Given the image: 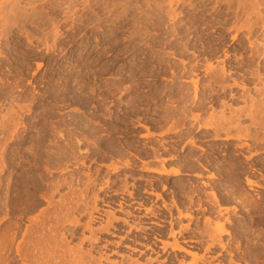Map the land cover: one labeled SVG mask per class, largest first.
Here are the masks:
<instances>
[{"label":"bare ground","instance_id":"6f19581e","mask_svg":"<svg viewBox=\"0 0 264 264\" xmlns=\"http://www.w3.org/2000/svg\"><path fill=\"white\" fill-rule=\"evenodd\" d=\"M130 1H134V0H130ZM153 1H156V0H145L146 3H149V4L151 3V8L147 6L150 8V11H149V10H146V8H141V9L137 8V6L139 5L138 3H140L138 2V0L134 1L136 2L135 5H133V3L131 4L133 6L131 5L129 6L126 1H125L126 3L124 2V0H119V1L117 0H0V14H1L0 15L1 16L0 17V48H1V43L3 42V39H5L8 41L7 45H13V43L14 44L21 43L22 45H29V47L31 46V48L37 47L38 52L40 51V47L46 48L47 51H45V54H48V51L52 50V48L55 49L56 47L57 49L56 43L59 42L62 38L66 37L65 33L61 29L62 28L61 21L63 19L60 20L59 16H57L58 14H55L58 12H61L64 14V20L62 21L63 24L66 23L69 19H71L70 20L72 23L71 25L73 26L77 23L78 24L80 23L87 27L90 26L91 29L93 30L98 29L104 32L106 31L105 30L106 27L109 26L110 24V19H112L111 17L116 15V13H117L116 16H119V17L124 16L126 15L127 12L131 10L135 12V15H138L137 30L139 34L144 35L142 36V39H145V40L147 39V36L149 37L150 35H152V34L149 35L150 31L148 28L157 27L156 26L157 23L154 24L153 22L154 20L153 18H155L153 16L157 17L161 13L162 15H165L166 17H168V20L171 23L170 26L172 25V28H169L167 32L168 33L167 36L168 35L170 36L169 40H167L168 37H163L165 41L167 40L166 42L162 41L164 43V44L162 43L164 45L163 48L158 47V45H156L154 40L150 44V47H149L148 42H145L146 46L144 44L145 47H143V49L144 48L149 49L151 54L150 55L147 54L149 52H143V53L141 52L143 61H141V70H142L141 76L142 77H140V80L142 81V83L138 84V91L139 89H141L144 92H146L145 90H151L152 88L156 87V84L151 83L153 79H158L160 76H163V78H165L164 76H166L167 73H170L172 75L171 79L168 78L170 79L171 83L169 85L166 84V86L164 87V90L162 89L163 91L161 92L163 93V95H165L168 98L169 101H171V103H169L168 101L169 103L168 105H170V108L169 109L165 108L167 110H165L166 112L163 111L165 112V114H163L164 117H162L163 120L168 122V124H166L168 128H166L165 125L163 126V124L161 125L160 128L158 127L160 125H157V127L161 130L163 127H165L166 130L164 129L165 130L164 132L162 130L163 133L177 134V137H178L176 139L170 138L168 140V141L175 142V143L173 142L174 144L172 143L170 147L163 145L164 142L167 143V140L165 139L166 141L160 140V141H163L161 148L155 147V150L153 149L154 147L151 148L154 150L155 156L153 157L155 158L153 159H155L154 162H156L155 166L158 163L159 167L157 166L154 168L153 167L154 165H153L151 168V165L149 167L148 162H147V163H144V165H142L143 166L142 168L141 167L140 168L141 170L145 172L155 173L158 175V177H153V176L145 177L146 175L145 176L140 175L141 177L139 176L140 182H144L150 185L148 186L149 188L144 187V194L142 195H139V193L135 194L132 191H130L129 189L130 186H128V182L126 178L124 179L125 182L122 183L121 187L118 190L113 189L110 186L112 185L111 181L106 180L104 184H101L99 182L102 186H100L99 184L100 186V187L98 186L99 188L95 187V188H98L97 191H95L94 189L92 190L93 191V194L91 197L92 199L90 202H88L87 201L88 191L91 190L90 188L95 186V184H98L97 183L98 180H96V178L93 179L94 175L87 174V177L89 178V180L86 182L85 185L82 183L85 187L80 183L81 187L83 186L84 189L82 188V191H80L79 189L81 187L80 188L77 187L79 188L78 190L80 192L78 191L77 193H74L75 191L74 192L72 191L73 186H76V185L78 186L79 181L82 182V179L84 178L83 177L81 178V180H79L78 178H80V176H78L77 174L76 175L78 177L71 176L70 179L63 177L64 179L61 178L62 180L60 179L59 181L57 179V180H54L53 182L52 181L46 182L44 178L43 179L41 178L40 173L39 175L35 173L31 174L30 172L31 170H28L29 168L27 169L26 167H22V172L20 171L21 172L20 174L18 175H15V173L14 175L12 174L13 175V176L11 175L12 177H8L10 179L9 181L7 180L8 181L6 182L7 184L5 183L7 185V186L5 185L6 188L4 187L6 189V193L4 192L5 197L3 196L5 199V203L2 202L4 203L2 204L4 208L8 209V207H10L8 206V201L11 199L13 201V204L15 205L13 207H14V210L16 211V214H18L17 215L18 217L23 216L25 214L28 215L29 214L28 212H32V211L35 212L34 210L37 211L38 209H40V206L43 205V202L41 203L40 201L41 205L36 206L37 205L36 201L38 202L39 200L46 201L49 208L41 210L39 216L30 219L31 226H27L25 231L23 230L24 233L20 230L21 224L19 225L18 222L11 223L5 229L3 236L1 237V241H0V264H16V263L18 264H144L139 259L133 258L131 255L130 256L125 255L127 259L125 258L124 255H121L123 259L125 258V260H127V261L124 260V262L122 258L120 260L122 262H117L114 260L112 261V259L108 257L109 255L106 256L107 254L105 253L103 254L106 257L100 254L98 257L95 255L94 253L96 251L95 249L99 248L98 245H99V242H101V238L99 237V235L103 233H107V235L109 234V236L116 235L117 233L116 230L117 228H119L118 224L116 226V223L123 222V225L124 223L126 225L128 224V226L130 227V230L134 229L137 231H143V232L146 231V227L140 226L139 224L135 223L134 225H130L126 219L127 217L134 215V214L132 215L133 211L132 212H130L131 210L123 211L122 207H120L121 212H125V214L127 215V217H125L126 219L122 217H118L117 212L115 210L110 209L109 211H105L106 214L103 212L106 215L105 224L94 228L93 225H95L97 221L99 222L100 220L99 218L100 216L98 217L97 215L102 214V213L100 214L101 211H100V207L98 206V202L100 203V201H102L103 204H105V206H112V204H114V200L106 201L104 200V198H101L100 197L101 192H104L105 197H109L110 199L113 198V196H118L122 199L124 195H129L131 199H133V201H136L134 200L136 196H138L139 198L141 196L143 199H145L146 194L154 196L157 202L156 204L157 207L155 208L150 207V209H147L145 213H146V216L152 217V219L154 220L153 222H155L154 224L158 227V230H157L158 232L156 231L157 234L155 235V240L161 242L162 244V246L160 247L161 251L168 252L167 250L171 249V251L174 252L173 253L174 255L172 256L173 258L170 257L169 260L176 261L178 264H250L249 260L242 252L241 243L238 242L237 244H233L231 243V241L225 242L223 239V236L225 235L231 236V232L229 229L226 228L227 227L226 224L227 223L230 224L232 222L231 217L228 216V214L230 213L232 209L236 210L239 207H243L244 210L248 211L247 213L248 215L257 214V213L261 214V210L257 209V206H258L257 203L251 198H248L245 195H242L243 193L241 194L239 192V188H238L239 186H238V181H237L238 179L236 177L238 175L237 171L240 169H243V166L239 167L243 165L242 164L243 159L242 161L241 160L237 161L238 158L243 157L246 159V161H251L252 159L251 155L250 156L246 155L247 150L257 148L260 145L264 144V40L259 41L260 38L259 39L254 38L255 32L257 30L261 31L262 34L264 31V0H260V1L258 0H215L214 1L215 6L211 5L212 7L209 6L212 0H164L166 2L165 5L168 4V8L165 10L160 8L163 3V2L161 3V0L160 2L158 1L159 5L161 3V6L159 8H158L159 5L155 4L156 2H154V4L152 3ZM122 2L125 4H123ZM145 2L143 3L145 4ZM224 2L229 3V5L227 6V9L223 10L221 6L223 4L221 3H224ZM43 3L49 6L48 8H51L53 12H55L54 13L55 15L52 14V12L47 13V11L45 10H44L45 12H43V10L40 9V8L43 9L46 7V6H43ZM40 5H42L43 7L42 6L40 7ZM235 5H236V9L233 10V7ZM187 7L189 8L186 10ZM209 8L210 9L212 8L213 11L215 9V11H218L219 13H226V15L224 17L217 19V17L215 18V15L212 16L211 13L209 14L207 13V9ZM137 9H140L139 12L136 11ZM158 9H160L159 10L160 13L157 15L159 11L157 13L155 12ZM190 10L193 11L192 17L195 16L196 14L197 15L199 14L200 16L196 17L195 19L192 18L190 20L191 23L189 25H187L186 22L185 24L178 23L177 19L183 16L184 14H187V13L189 14ZM229 12L233 13V15L230 16ZM88 14H91V17H92L91 21H88L90 19ZM62 15L60 14V16ZM132 16L133 18L136 17L134 15ZM207 16H209V18H207ZM128 18L130 20L132 17L130 18L129 16ZM232 19H235V20L232 21ZM169 21L168 22L165 21V22L168 24ZM46 22L48 25H51V29L50 28L49 29L53 34L52 41H54L53 42L54 44H52L51 46V44L49 45L48 42L44 41L42 42L44 46L42 45L39 46L41 44L42 39H40L41 41L38 39L39 40V41L37 40L38 44H35V42L33 41L34 40L33 37L35 36L30 37L33 34H29L31 32L27 31V27L29 28L32 26V24L37 23L39 26V27L37 26V28L41 30L40 29L41 25H44ZM114 22L115 24H117L116 28L121 27L122 30L124 31V28L126 25L124 23L125 21L123 22L124 24L121 21L119 22V20L114 21ZM145 23H149L151 26L149 27V24L147 26L145 25ZM71 25H68V28ZM208 26H213L215 29L211 31V33H213L215 36L214 40H209L212 35L209 36L208 34L210 32V29H208ZM44 29H48V28H44ZM72 29L74 30V28ZM77 29H79V27H77ZM166 29L164 26L163 31ZM17 31H18V35H17ZM47 31L49 30H46V32ZM113 32L115 31L113 30ZM118 33L119 32L117 31L115 34H118ZM229 33H232V35H230V39L232 41L231 43L232 44L236 43L235 46L231 45L233 46L232 50H229L226 48L224 49V46H223L226 42L227 34ZM50 34L51 33H48L47 35L50 36ZM164 34L166 35V33ZM17 36H22V37L24 36L27 42L24 41L26 43H23L21 41V38H18ZM45 40L48 41L47 39ZM97 41H98V38H97ZM160 41H157V42L159 43ZM168 44L170 45L172 52L170 50L166 51L168 47L166 48L165 45H168ZM96 47H98V45H96ZM94 51H97V56L98 58L100 57L101 59V55H103L102 52H99L98 48H95ZM104 51H106V48ZM1 52L2 51L0 50V55L2 54ZM232 55H234V58L230 60ZM38 68H40V65H38ZM191 86H192V89H191ZM117 89H121V85L117 86V83L115 82L108 88L111 95L114 94V96L116 94L114 92L115 90L117 91ZM129 89L130 88H122L124 92ZM119 92H122V91L120 90ZM253 93L259 95L260 98L259 97L257 98V96L256 97L253 96ZM11 95L9 94V97ZM153 96H154V92L152 94H149L148 98L152 99ZM157 96H158L157 98H159V95ZM9 97L4 96L3 98H5V101H6V98H9ZM100 97L102 98V96ZM145 97L147 98L146 94L145 96L142 95L141 98H145ZM160 97H162V95ZM104 98H107V96H105ZM9 100L11 99L9 98L8 101ZM12 100L10 101L12 104L11 103L10 104L11 105L16 104L15 103L16 101L13 102ZM160 101H161V98H160ZM141 104L142 103H140V106ZM19 105H20V102H19ZM4 106H5V102H4ZM147 110H150V109H147ZM17 111H15L16 113L14 115L9 116L10 118L8 117V119L7 118L4 119L5 122H2V124H0V134L2 136H6V135L9 136L11 134V138H12L15 135H18V129L23 127V125H21L22 123H20V121L22 120L18 121L20 114L18 115ZM120 111L122 110H119V112ZM156 114L158 115L159 113H156ZM16 115H18V119ZM121 116H123V114ZM115 117H117V115ZM159 119L160 118L158 117V120ZM116 120L117 119H115V121ZM62 122H63V126L67 124V123L64 124V120ZM62 122L60 124H62ZM75 122L76 121H74V123ZM74 123L71 125H74ZM77 123H79V121ZM169 123H171L170 126H169ZM79 124H77L76 127ZM51 125L52 124L50 123V126ZM79 126H82V125L80 124ZM85 126H87V124ZM148 127H145L148 133L145 136L142 135L143 137H149L150 135H152V131L150 132ZM41 129L42 128H40V131H44L43 130L44 128L42 130ZM92 129L90 130L92 131ZM50 130H52L53 132L52 128ZM67 130L70 131L69 128ZM73 130L74 132H76L80 129L78 130L76 129V131L75 129ZM93 130H95V128ZM81 131L82 133H84L82 129ZM26 132H28V130ZM57 132H53L50 135L54 134L56 137L60 139V137L63 136L62 135L63 132L62 133L60 132L57 133ZM68 132L67 134L66 132L63 134H66V136L68 137L67 138L68 142H69L70 134H68ZM199 132H202V135H199L198 134ZM35 133H38V132H35ZM85 134H87V132ZM77 136H80V135H76L75 137ZM19 137L21 138V135ZM83 137L80 138V141ZM210 137L213 138L214 142L216 143H214L213 145H210L209 147L206 146L208 147V149H205V147L201 146L200 145L201 143L198 145L196 141L197 139L204 140ZM42 138H45V137H42ZM29 139L30 138L27 137L23 141L24 144L25 142L30 141ZM33 139L31 142H33ZM56 140H54L55 143H56ZM72 140H74V138ZM72 140H70V142ZM203 140L201 142H203ZM39 141L41 140L39 139ZM39 141L37 140L36 143H38ZM50 141L52 142V144H55L53 143L52 140ZM64 141L63 143L67 144V142L66 141L64 142ZM88 141L89 139L87 140V142ZM95 141L97 140H94V142ZM219 141L222 143L219 144L218 143ZM231 141H237V142L231 143ZM72 142L76 143L74 141ZM84 143L85 142H83V144ZM98 143H101V142H98ZM110 143H112V141H110ZM24 144H23V148L25 146ZM3 145L4 147L2 148ZM3 145L2 146L0 145L1 151H2L1 153L2 162H3L2 167L6 166V163L3 158L4 157L6 158L7 155H10L9 154L10 148L8 149L7 146H5V143ZM72 145L71 146L67 145V146H70L73 149V153H71L72 152L71 151L70 155H72V157L73 155L75 156L73 157L74 158L73 161H74L78 159L76 155L80 153L77 151V149L79 148L77 146H76L77 148L74 147L75 144L74 146ZM178 145L182 146V149L180 148L181 149L180 151L182 152L185 151V148L187 145L189 146L188 151L186 150L187 151L186 154L183 157L180 156L181 158L179 157L176 158L177 155L171 154L172 148H174L175 150V148ZM36 146L37 144L35 145V147ZM109 146H111L112 148L113 145H108V147ZM18 147H20V145ZM128 147H131V146H128ZM231 147L234 149L231 156L233 155V158L234 157L235 158L232 159V161H228V162L224 160H221L220 162H218L217 160L219 159L220 156L227 157V154L229 153V150ZM74 148L76 149L75 151H74ZM26 149H28V147ZM68 149H66V151ZM129 149L127 150L129 151ZM263 149L261 150L264 151ZM22 151H25V150L22 149ZM28 151L29 150H27V152ZM76 151H77V154H76ZM111 151H113L115 155L117 153L124 154V149H121L119 147L116 148V146L115 148H112ZM199 151L202 153H198ZM258 151H255V154ZM36 152L37 150L35 149V153ZM58 152L55 153V155L56 154L60 155V153L58 154ZM140 152H141V149H140ZM164 152L170 153V157L165 156L163 154ZM10 153L12 152L10 151ZM32 153H34V151ZM46 153L44 151L43 154H46ZM197 153L202 154V155H198ZM131 154L132 153L130 152V155ZM35 155L36 154H34V156ZM46 155H48V153ZM137 155H139V153ZM10 156L11 157L9 159L12 161L11 163H13L15 166L20 165L21 167V165H23V164H20V162L19 164L18 163L16 164L15 160L18 161L19 159L14 160V158L12 157L14 155H10ZM48 156L46 157L48 158ZM125 156L126 155L124 154V158ZM72 157H69V158H72ZM86 157L87 156H85L83 159H85ZM17 158L19 157L17 156ZM64 158H65V155H64ZM114 158L116 160L117 156H115ZM121 158L123 157L121 156ZM130 159H133V158H130ZM119 160L117 158V162H115V164L114 162H112L113 165H111L110 168L108 166V168L112 170V171L110 170L111 172L113 171L118 172L119 169L121 168L120 166L121 163L124 164L126 169H129V168L132 169L133 166L136 165L133 163L135 160H133L132 162L134 165L132 164L133 166H131L130 161L126 159L127 161L125 160L126 161L125 163L122 162V160L120 161L121 163L118 164L120 166L119 167L116 164L119 162ZM178 160L180 161L176 162ZM261 161H264V158H262ZM151 162L153 163V161ZM170 162L173 163V165L175 164L178 166H173L171 164L173 166L171 167L169 164ZM81 163H82L81 165L85 166V163L83 160ZM77 164H78V161H77ZM245 164L247 163L245 162ZM248 164H249L248 166L249 168L246 169L245 167L246 174L245 173L243 174V175H246L245 181H244L245 184L250 188V190H253L256 187H261V188L264 187V185L262 186L259 183V181L258 182L254 181L253 178L251 179V176L249 177V175H247L248 172L250 174L253 170L254 172L257 171V169L252 168V163L251 164L248 163ZM67 170L69 171L68 167L64 169V171H67ZM212 170L213 171L218 170L217 173L219 175L218 176L219 178L216 175L217 173L211 172ZM204 172H211L210 175L208 173L209 176L207 174L205 175H207L209 179L211 178V179H216V180L217 178L220 179V176L225 177L224 175H227L228 179L230 180L228 181L229 185L223 188L217 186V189L213 188L211 193H207L203 191L201 187H198L199 185L197 184L199 183L198 182L195 183L196 180L195 182L189 181V180L180 182L178 179H175L173 181L171 180V178L173 179L175 177L182 178L183 176L184 177L191 176V177L200 179L203 177ZM241 174L239 176H241ZM48 177L49 176H47L46 179ZM241 177H244V176H241ZM112 182L115 183L114 181ZM0 185H3L1 183V180H0ZM203 185L205 186L206 184L203 183ZM132 186L135 187V184H132ZM64 187H67L70 189V192H69L70 194L69 195L67 194L68 196L66 195L64 197L62 196L63 198L61 197L62 198L61 202L58 200L57 202L59 204L55 202L57 203V205H55V203L53 202L54 196L56 198L55 194L59 193L60 189ZM170 197L171 199L169 200ZM138 200H141V198ZM225 203L227 204L233 203L234 205L230 208L228 206H225L224 205ZM0 204H1V200H0ZM80 205L84 206L82 210H81ZM123 205H124V202L119 201L118 206H123ZM137 205L145 206L142 204V200H141V203H137ZM151 206H154V205H151ZM50 209L52 210L50 211ZM103 210H106V209H103ZM26 215L25 217H23L24 219L26 218ZM81 217H84V218L86 217L85 219H87V221L85 223H82ZM202 219L204 220V224H203L204 226H201L202 230H199L201 227L199 226L200 228H198V224L200 223ZM48 221L51 222V224ZM184 221H187V223H184ZM164 223H168L169 226L167 227ZM20 231L23 233V235H21L22 240L19 241L18 239V242H17L16 239H17V236L20 234ZM165 231H168V232L166 233ZM85 232H89V236H85ZM193 233H196L197 235H199L201 239L194 237L192 235ZM79 235H82V237H79ZM165 235L168 238H173V242H169V240L166 241L165 239H163ZM75 239H79L80 241L77 248L75 247L76 250L72 249L69 246L70 241L75 240ZM114 242H116V240ZM114 242L112 243L113 245L116 244L118 247H120L121 245H123L124 241L120 238L119 242L117 243H114ZM87 243L89 244L90 248L88 247L89 249H87V251L85 250L86 252H84L83 246ZM137 243L138 242H136V244ZM138 244H140V242ZM126 246L127 244L125 245V247ZM143 247L150 249V247H148L147 244L145 246L143 244ZM108 248L112 249V247H108ZM102 249L104 250V248ZM98 250H101V249L99 248ZM132 250L133 252L137 251L136 248H133ZM12 251L14 252V254L8 255V258L6 257L7 255H4V253H9V252L13 253ZM155 251L158 252L159 250H155ZM249 251L251 253L249 257L253 255L252 257L255 258L256 256H254V253L256 249H250ZM96 252L98 253V251ZM200 252H203V253L201 254ZM189 258L190 260L187 261V259ZM154 261L155 260L153 258L152 259L149 258L147 259V262H145V264H154L153 263Z\"/></svg>","mask_w":264,"mask_h":264},{"label":"rangeland","instance_id":"374dc122","mask_svg":"<svg viewBox=\"0 0 264 264\" xmlns=\"http://www.w3.org/2000/svg\"><path fill=\"white\" fill-rule=\"evenodd\" d=\"M117 1H119V0H117ZM125 1L128 3L129 6L132 3H133V5L136 4V2H134L135 0L134 1L124 0V2ZM158 1L160 2V0H156V1H153L152 3L154 4V2H156L155 4H158L159 3ZM214 1L215 0H212L211 4H209L210 7H212L215 4ZM258 1H260V0H258ZM129 2H131V3H129ZM138 2H140L138 4L139 5L141 4L140 5L141 7L138 5L137 8H140V9L146 8V10L150 11L151 3L150 4L146 3L145 0H138ZM143 2H145V4ZM125 3H123V4H125ZM161 3H162V6H161ZM161 3H160V5L158 4L159 5L158 8L160 6H161L160 8L164 9V10L168 8V4L165 5L166 2L164 0H161ZM224 3H221V4H223V5H221L223 10L227 9V6L229 5V3H227V2L225 4ZM36 5H38V4H36ZM133 5H131V6H133ZM41 6L42 5H40V7ZM43 6H46V7L43 9L39 7L41 10H43V12L47 11V13H51V12H52V14L55 13V12H53V10L51 8H48L49 6L45 5L44 3H43ZM147 6H149L150 8ZM188 8L189 7H187L186 10ZM140 9H137L136 11L139 12ZM234 9H236V5L233 7V10ZM159 10L160 9H158L155 13H157ZM159 13H160V11L157 13V15ZM192 13H193V11L190 10L189 14L191 16L188 13L184 14L183 16H181L177 19L178 20L177 22L182 23V24H185V22H186V24L189 25L191 23L190 20L192 18L195 19L196 17L200 16L199 14L198 15L196 14L195 16L192 17ZM207 13L208 14L211 13L212 16L215 15V18L217 17V19L224 17L226 15V13H219L218 11H215V9L213 11L212 8L207 9ZM55 14H58L57 16H59L60 20L61 19L64 20V14L63 13L58 12ZM60 14L61 15L63 14V15L60 16ZM131 14L136 16V17L133 18V16ZM116 15H117V13H116ZM116 15H114L115 17L114 16L111 17L113 20L110 19V24H109V26L106 27V29H105L106 31H104V32H102L98 29L97 30L94 29V30H96V31H94L93 29H91L90 26L87 27V26H84L80 23L79 24L77 23L73 26V25H71L72 24L70 21L71 19H69L67 21L68 23L67 22L64 23L65 24L64 25L62 23V21H63L62 20L61 21V27H62L61 29L65 33L67 38L66 37L62 38L59 42H57L56 43L57 49H56V47H55V49L52 48V50L48 51V54H45V51H47L46 48L40 47V51L38 52L37 47L31 48V46L29 47V45H22L21 43H18V44L13 43V45H7L8 41L3 39V42L1 43V48H0V50L2 51L1 52L2 54L0 55V105L1 104L3 105V106L1 105L3 108L0 106V122H1L0 124H2V122H5L4 119H6V118L8 119L9 116L14 115L16 113L15 111L18 110L17 114L18 115L20 114L19 119H18V115H16V117H17L18 121L22 120V121H20V123H22L21 125H23V127L18 129V135L19 136L21 135L22 139L18 135H15L14 137L11 138V134L9 136L8 135L2 136L0 134V145L2 146L5 143V146H7L8 149L10 148L9 154L14 155V156H12L14 158V160L19 159L18 161L15 160V163L19 164V162H20V164H23V165H21V167H20V165L15 166L13 163H11L12 161L9 159L11 156L7 155L6 158L3 156L4 157L3 159L6 163V166L2 167L3 166L2 157H1L2 151H1V146H0V164H1L0 165L1 166L0 167V169H1L0 180H1V183L3 184V185H0V188H1L0 189V200H1V204H0V241H1V237L3 236L5 229L11 223L18 222L19 225L21 224L20 230L24 233L26 227L31 226L30 219L39 216L41 210L49 208L46 201L39 200L38 201L39 203L36 201V204H37L36 206L41 205L42 202H43V205L40 206V209H38L39 207L37 208L39 211L34 210L35 212L32 211V212H28L29 213L28 215L25 214L26 218L24 219L23 217H25V215L19 216V217L17 216L18 214H16V211L14 210L13 206H15V205L13 204L12 199L9 200L10 202L8 201V206H10V207H8V209H6V208H4V206H2V204L5 203L4 192L6 193V189H5L7 186L6 182H8L10 179L8 177H12L14 175V173H15V175L20 174L22 172V167H26L27 169L29 168L28 170H31L30 171L31 174L35 173V174L39 175V173H40L41 178L42 179L44 178L46 182H51V181L53 182L54 180H57V179L59 181L63 177L70 179L71 176H77V175L80 176V178H78L79 180H81V178L84 177L85 179L83 178L82 182L79 181L78 186L76 184H74V185H76V186H73V188H72V191L73 192L75 191L74 193H77L79 190L82 191V188L84 189V187H85L84 185L89 180V178L87 177V174L94 175L95 177L93 176V179L96 178V180H98L97 181L98 184H95V186L90 188L91 190L88 191V194H87V196H88L87 201L88 202H90L92 199L91 198L92 194H93L92 190L94 189L95 191H97V189L100 186H102L101 184H104L106 180L111 181L112 185H110V186L113 189L118 190L121 187L122 183L125 182L124 181L125 178H127L126 179L127 182L130 183V182H134L133 178L136 179L138 176L137 174H135L132 177H125V176L123 177L121 175V173L137 172L139 174H143V175H146L148 177H150V176L158 177V175L155 173H148V172L142 173V172L136 171V168H140V167L142 168L143 167L142 165H144V163H139V161L134 156L138 154L137 151L135 150L138 148V144H139V142H137V140H146V141L152 140V141H154V142H152L154 147H156V148L160 147L161 148V145L163 144V141L165 139L167 140L168 144L166 142H164L163 145L170 147V145H172V143L174 141H168V140L170 138L171 139L178 138L177 134L163 133L166 130L165 127L168 128V126H166V124H168V122L163 120L162 117H164L163 114H165V112H166L165 110L170 108V105H168V104L171 103V101H169L168 98L165 95H163V93H161V92L164 90V87L166 86V84L169 85L171 83L170 79L172 78V75L170 73H167L166 76H164L166 79L163 78V76H160L158 79H153L151 83L156 84V87L152 88L151 90H145L147 93L142 91L141 89H139V91H138V84L142 83V81L140 80V77H142L141 76L142 75L141 61H143L142 53L143 52H149L147 54H149V55L151 54L149 49H145V48L143 49V47L146 46L145 42H148L149 47H150V44L154 40L156 45H158V47L163 48V46H164L163 42H166L167 40H169L170 36L169 35L167 36V34H168L167 32H168L169 28H172V25L170 26L171 23L168 20V17H166L165 15H162L161 13L158 15V16L161 15L160 16L161 18L158 16H157L158 18L156 16H153V17H155L153 19L154 20L156 19L155 21L153 20V22H154V24L157 23V25H156L157 27L151 28L150 27L151 25L149 23H145V25H147V26L149 24L150 28H148V29L151 32V33L149 32V35L150 34L153 35V36L150 35L149 37L146 35L147 39L145 40V39H142V36H144V35L138 33V30H137V28H138V23H137L138 15H135V12L130 10L129 12L126 13V15H124L125 18H124V16H120L121 17L120 18L119 16H116ZM229 15L231 16V15H233V13H230ZM69 16H70V14H69ZM88 16L90 18V19L88 18L89 19L88 21H91V18H92L91 14H88ZM129 16H130V18L132 17L130 20L128 18ZM163 16H165V17H163ZM209 16H207V18H209ZM116 17L117 18L119 17V18L117 19ZM122 17H123V19H122ZM164 18H165V20H164ZM118 20H119V22L121 21L122 23L125 21L124 23L127 26L125 25L124 31L122 30L121 27L116 28L117 24H115L114 21H118ZM158 20H160V21L163 20L164 22L163 21L160 22ZM179 20H180V22H179ZM233 20H235V19H232V21ZM165 21H167V22L169 21V23L167 24ZM46 24H47V22L44 24L45 26L41 25V27H43V28L40 27L41 30H39V28H37V26H38L37 23L32 24V26L29 28L27 27V31L31 32V33H29V32L28 33L33 34L30 37L35 36V37H33L34 38L33 41L35 42V44H38L37 43L38 39L39 40L42 39V41L40 40L41 44L39 46H41V45L44 46L42 44V42H44V41L48 42L49 45L51 44V46H52V44H54L53 43L54 41H52L53 40L52 39L53 34L50 31L51 25L47 24L48 25L47 26ZM67 24L71 25L72 27L70 26L71 28L70 27L68 28ZM239 24H240V22H239ZM164 26H165V29L166 28H168V29L163 31ZM77 27H79V29H77ZM44 28H48V29H44ZM67 28H68V30H67ZM72 28H74V30ZM109 28H110V30H109ZM69 29H70V31H69ZM208 29H210V32L208 33L209 36L212 35L209 40H214L215 36L213 33H211L212 30H215L214 27L208 26ZM46 30H49L47 32L51 33L50 36L47 35L48 33L46 32ZM71 30H72V32L73 31L74 32L72 33ZM113 30L115 32H113ZM117 31L119 33L115 34ZM154 31H155V33H154ZM42 32H44V33L46 32V33L44 34ZM103 33H105V34H103ZM164 33H166V35ZM243 33H242V35H243ZM110 34L111 35L114 34V35L111 36ZM161 34H162V36H161ZM17 35H18V31H17ZM230 35H232V33L227 34L226 42L223 45L224 49L226 48V49L232 50L233 46L236 45V43H233V44L231 43L232 41L230 39ZM17 37L21 38V41L23 43L27 42L26 38L24 36L23 37L17 36ZM150 37H152V38L154 37V38L152 39ZM163 37H168V39L165 41V39ZM97 38H98V41H97ZM254 38L255 39L260 38L259 41L264 40V31L262 34L261 31L257 30L255 32ZM45 39H47L48 41H46ZM24 41H26V42H24ZM106 41H108V42H106ZM157 41H160V42L158 43ZM85 43L87 44V46ZM139 43H141L142 45ZM144 44H145V46H144ZM160 44H161V46H160ZM96 45H98V47H96ZM225 45L226 46L228 45V46L226 47ZM231 45H233V46H231ZM28 47L31 49H29ZM165 47L170 48V49L167 48L166 51H169V50L171 51V47L169 44L165 45ZM95 48H98V51L102 52L103 55H101V59H100V57L98 58L97 51H94ZM105 48H106V51H104ZM54 52H56V53H54ZM106 52H108V53H106ZM95 57H97V58H95ZM232 58H234V55H232L230 60H232ZM151 61H153V60H151ZM38 65H40V68H38ZM120 73H121V75H120ZM168 78H170V79H168ZM113 79H115V80H113ZM116 80H118V81H116ZM240 80H242V79H240ZM113 81L115 83H117V86L121 85V89H117V91L115 90L114 93L117 94V95L115 94V96H114V94L111 95V93L108 90V88L114 83ZM99 85H101V86H99ZM122 88H130V89L124 92V90H122ZM191 89H192V86H191ZM120 90L122 92H119ZM153 92H154V96L152 97V99L151 98L149 99L148 95L152 94ZM160 93H161L162 97H160L161 96ZM9 94L10 95L12 94V95L9 97ZM145 94H146L147 98L146 97H145L146 99L141 98L142 95L145 96ZM157 95H159V98H157L158 97ZM2 96L3 97L4 96L9 97L11 100L13 99L12 101L13 102L16 101L15 103L17 105L14 103H13L14 105H11L12 104L10 102L11 100L8 101L9 98H6V101H5V98H3ZM100 96H102V98ZM103 96L104 97L107 96V98H104ZM253 96H255V97L257 96V98L259 97V95L254 94V93H253ZM11 97H13V98H11ZM14 98H15V100H14ZM160 98H161V101H160ZM111 99H113V100H111ZM143 101H144V103H143ZM168 101H169V103H168ZM4 102H5V106H4ZM19 102H20V105H19ZM140 103H142L141 106H140ZM146 104H148V105H146ZM13 108L15 111L13 110ZM139 108H141V109H139ZM165 108H167V109H165ZM147 109H150V110H147ZM119 110H122V111L119 112ZM161 111L162 112L165 111V112L162 113ZM110 112H112V113H110ZM156 113H159V114L157 115ZM122 114H123V116H121ZM109 115L110 116L112 115V116L110 117ZM116 115L118 118L115 117ZM119 117H121L122 119ZM158 117L160 118L159 120H158ZM73 118L76 120H74ZM115 119H117V120L115 121ZM63 120H64V124L67 123V124H65L67 126H65V125L63 126V122H62ZM113 120H114V122H113ZM36 121H38V122H36ZM56 121H58L59 123ZM74 121H76V122L74 123ZM78 121H79V123L81 122L80 124L82 126H79L80 124L77 123ZM48 122H49V124H48ZM61 122H62V124H60ZM83 122H84V124H83ZM50 123L52 124L51 126H50ZM68 123H70V124H68ZM73 123H74V125H71ZM56 124H58V125H56ZM77 124H79V125L76 127ZM86 124L88 127L85 126ZM162 124H163V126L165 125V127L162 126L163 132L161 129H159ZM61 125H62V127H61ZM144 125H145V127H148V125H149L148 128H149L150 132L152 131V135H150L149 137H143L142 136V135L145 136L148 133V131L144 127ZM157 125H160V126H158L159 128L157 127ZM170 125H171V123H169V126ZM54 126L57 129L61 128V129H59L60 131L57 130ZM26 127L27 128L30 127V128L27 129ZM31 127H32V129H31ZM39 127L42 129L44 128L43 129L44 131H40ZM50 127L53 129V132H57V131H58L57 133H59V132L65 133L66 132V134L69 131V130H67L69 128L70 129V131H69L70 133L68 132V134H70L69 139L72 140L74 138V140H72V141H74L76 143H73L71 141L73 144L72 145L70 140L68 142V139H67L68 137L66 136V134H63V133H62V135L64 137L59 136L60 139L58 137H56L54 134L50 135L53 133L52 130H50L51 129ZM78 127H80V128H78ZM92 128L93 129L95 128V130H93ZM26 129L28 130V132H26L27 131ZM73 129H75V131H76V129L77 130L80 129V130L76 131V132H78V133H76V132H74ZM81 129L83 130L84 133H82ZM84 129H85V131H84ZM90 129H92V131ZM71 130H73V131H71ZM35 132H38V133L40 132V133L38 134ZM86 132H87V134H85ZM202 132H199L198 134L202 135ZM72 134H74V135H72ZM75 134L80 135V136L75 137L76 136ZM89 134H91V135H89ZM83 135H84V137H83ZM26 136L30 138L29 139L30 141H27L24 144L23 141L27 138ZM49 136H50V138H49ZM38 137L41 141H39ZM42 137H45V138H42ZM81 137H83V138L80 141ZM55 138L58 139L60 141V143ZM75 138H76V140H75ZM210 138H207L204 140L203 139H201V140L197 139L196 141H197L198 145L201 143L200 144L201 146L205 147V149H208V147L210 145H213L214 143H216V142H214L213 138H211V139ZM32 139H33V142H31ZM63 139L64 140L66 139L65 141L67 142V144L63 143V141H64ZM88 139H89V141L87 142ZM35 140L36 141L38 140L39 142L36 143ZM50 140H52L53 143H55L54 140H56V143L52 144V142ZM78 140H79V142H78ZM94 140H97V141L94 142ZM100 140H102V141H100ZM160 140H163V141H160ZM202 140H203V142H201ZM34 141H35V143H34ZM61 141H62V143H61ZM110 141H112V143H110ZM83 142H85V143L83 144ZM98 142H101V143H98ZM236 142L237 141H231V143H236ZM27 143H28V145H27ZM79 143L80 144L82 143V144L80 145ZM169 143H171V144H169ZM218 143L220 144L222 142L219 141ZM6 144H8V145H6ZM23 144L25 145L24 148H23ZM36 144H37V146L35 147ZM74 144H75V146H74ZM95 144H97V145H95ZM156 144H158L159 146ZM19 145H20V147H18ZM55 145H57V146H55ZM67 145H70V146L72 145L74 147L77 146L79 148V149H77V151L81 155L77 154V151H76V154H77L76 156L78 158L77 160L73 161V159H74L73 157H75V156L73 155V157H72V155H70L71 153H73V149ZM108 145H113L112 148H115V146H116V148L119 147L121 149L126 146L125 148H127V149L130 148L129 151L131 150L130 152L132 154L131 155H130V153L128 155L125 154L127 156V157L125 156V158H124V154H118L117 153L115 155L114 152L111 151V149H112L111 146H109L110 147L109 148ZM30 146H32V147H30ZM128 146H131V147H128ZM206 146H208V147H206ZM262 146H264V144L257 147L260 150L257 148L251 149L252 151L246 149L247 150L246 155L247 156L251 155V158H252L251 161H246V159L243 157L238 158V160L236 158L237 161H239V160L242 161V159H243V161H242L243 165L239 166V167L243 166V169H240L237 171L238 175L236 177L238 179L237 181H238V186H239L238 187L239 192L241 194L243 193L242 195H245L246 197L254 200L258 205L257 209L261 210V214L257 213L258 215L257 214L248 215L247 214L248 211L244 210L243 207H239L236 210L232 209L230 211V213L228 214V216L231 217L232 222L230 224H228V223L226 224L227 225L226 228L230 230L231 236L230 235L223 236V239L225 242L231 241V243H233V244H237L238 242L241 243L242 252L247 257L250 264H264V206H263L264 205V187H262V188L256 187L253 190H250V188L244 182L246 175H243V174L246 172V169L249 168L248 163H250V164L252 163V168L257 169V171L254 172V170H253L250 174L248 172L247 175H249V177L251 176V179L253 178L254 181H257V182L259 181V183L262 186L264 185V161H261V159L264 158V151H262L261 149H263L264 147H262ZM3 147H4V145L2 146V148ZM14 147H15V149H14ZM27 147H28V149H26ZM57 147H59L60 149ZM105 147L106 148L108 147V148L105 150V152H102V149H104ZM177 147L179 148V150ZM177 147L175 148V150H174V148H172V151H171L172 155H174V154L177 155L176 158H178V157L181 158L180 156L183 157L189 149V146L187 145L186 146L187 149L185 148V151L182 152V151H180L182 149V146L178 145ZM260 147H262V148H260ZM18 148L21 150H19ZM22 149L25 151H22ZM31 149H32V151H31ZM35 149L37 150V152L39 154L37 152L35 153ZM50 149H51V151L52 150L53 151L51 152ZM66 149H68V150L66 151ZM14 150H15V152H14ZM17 150H19V151H17ZM27 150H29L31 152H29V151L27 152ZM59 150H61V151H59ZM75 150L76 149L74 148V151ZM233 150L234 149L231 147L229 150V153L227 154V157L220 156L217 161L218 162H220L221 160H224L227 162L232 161V159L235 158V157L233 158V155L231 156ZM10 151L12 153H10ZM33 151H34V153H32ZM44 151H45V153L47 152L48 155L51 157L46 155L47 153L43 154ZM56 151L57 152L59 151L58 154L60 153L61 157H60V155H57V154L55 155V153H57ZM255 151H258V152H256V154H255ZM40 152H41V154H40ZM63 152L66 154H64ZM111 152H112V154H111ZM28 153H29V155H28ZM198 153H202V152L199 151ZM34 154H36V155L34 156ZM42 154L45 156H43ZM63 154L65 155V158H64ZM163 154L167 157H170V153H168V152H164ZM67 155H69V156H67ZM78 155H79V157H78ZM82 155L83 156L85 155L87 157L85 159H83L85 156L83 157ZM198 155H202V154H198ZM17 156L19 158H17ZM46 156H48V158ZM57 156H58V158H57ZM115 156H117L118 160L120 159L119 162L116 163L117 165L121 163L120 162L121 160L124 163L127 160H129L131 166L136 164V165H134L135 167L133 166V168L135 170L126 169L124 164L121 163L120 164L121 168L119 169L118 172H114V171L111 172L112 170L109 168L111 167V165H113L112 162H114V164H115V162H117V158H116V160L114 158ZM121 156L124 159L121 158ZM69 157H72V158H69ZM129 157L133 158V159H130ZM66 158L68 161L66 160ZM63 159H65V160H63ZM79 159H80V161H79ZM81 159L84 161L85 166L81 165L82 164ZM133 160H135V161L133 162ZM77 161H78L79 165L77 164ZM179 161L180 160H178L176 162H179ZM245 162L247 164H245ZM99 163L105 164L106 167L99 165ZM153 163L148 162V166L150 167V165H151V168L153 165H154L153 166L154 168L157 166L159 167L158 163L156 166H155L156 162H153ZM169 164L171 167L178 166L175 164L173 165V163H171V162ZM108 166H109V168H108ZM67 167L69 168V171L68 170L64 171V169ZM245 167H246V169H245ZM37 169H39V170H37ZM34 170H35V172H34ZM217 171L218 170H214V171L212 170L211 172L217 173ZM240 171H242V172H240ZM211 172H204L203 177L200 179H197V178H194L191 176H187V177L183 176L182 178L181 177H175L174 179L171 178V180L173 181L175 179H178L180 182L188 181V180L195 182V180H196L195 183H197V182L199 183V184H197V185H199L198 187H201L202 190L207 192V193H211L213 188L217 189V186L223 188V187H227L229 185L228 181H230V180L228 179L227 175H224L225 177L220 176V179H218L219 175L217 173L216 174L218 177L217 180L211 179V178L209 179L208 176L211 174ZM208 173H209V175H208ZM42 174H44V175H42ZM205 174H207L208 176ZM240 174H241V176H244V177L239 176ZM47 176H49V177L46 179ZM205 177H207V178H205ZM226 177H227V179H226ZM112 181H114L115 183H113ZM80 183L81 184L83 183L84 185L83 184L82 185L84 187L83 186L81 187ZM203 183H205L206 185L204 186ZM99 184H100V186H99ZM128 186H129V184H128ZM135 186H136V183H135ZM77 187H79V188L81 187V188L79 189ZM95 187H98V188H95ZM132 187L133 186H130L129 189L131 190ZM69 192H70L69 188H67V187L61 188L59 193L55 194L56 198L54 196L53 202L55 203L58 200L61 202V199L65 195L68 196L70 194ZM125 194H127V193H125ZM89 196H90V198H89ZM145 196H147V194ZM100 197L104 198V200H106V201L114 200V204H112V206H114L116 208H118L117 204H119V201H124L123 199H121L118 196H113V198H111V199L109 197H105L104 192L100 193ZM124 197L126 198L127 195H124ZM150 197L153 199V203L148 204L146 201V202H144V205L145 206H151V205L156 206L157 202H156L155 197L154 196H150ZM11 198H12V196H11ZM170 199H171V197L169 198V200ZM40 201H41V203H40ZM2 202H4V203H2ZM57 203H55V205H57ZM169 203H170V201H169ZM224 205L231 208L234 204L233 203L232 204L231 203H229V204L225 203ZM1 206L3 209L1 208ZM80 206H81V210H82V208L84 206L83 205H80ZM98 206L99 207L104 206L103 202L102 201H100V203L98 202ZM107 209L110 210L112 208H107ZM51 210L52 209H50V211ZM112 210H114V209H112ZM116 212H117L118 217H125V215H123L122 213H120L118 211H116ZM97 216H100V215H97ZM28 217H30V218H28ZM81 218L80 219H81L82 223H85L87 221V219H85L86 217L85 218L81 217ZM20 219H21V221H20ZM49 223L51 224V222H49ZM184 223H187V221H184ZM117 224L120 225L119 223H116V226H117ZM164 224L167 227L169 226L168 223H164ZM203 224H204V220L202 219L200 221V223L198 224V228H200L201 226H204ZM98 226H99V223H96L95 225H93L94 228L98 227ZM142 226H149V225L143 224ZM154 228H155V233H157L158 227L154 225ZM199 230H202V227ZM21 231H20V234L17 236V239H16L17 242H18V239H19V241L22 240L21 235H23V233ZM81 231H82V229H81ZM146 232H151V231L146 229ZM165 232L167 233L168 231H165ZM192 235L194 237H197L198 239H201V237L199 235H197L196 233H193ZM85 236H89V232H85ZM99 236H101V235H99ZM18 237H20V238H18ZM79 237H82V235H79ZM165 237H166V235H165ZM165 237H163V239H165L166 241L169 240V242H173V238H168V237L165 238ZM79 243H80L79 239L71 240L69 246L72 249L76 250ZM151 246L153 248H155L154 250H159L160 252H162L160 249V247L162 246L161 242L155 241V243L151 244ZM88 247L90 248L88 243L83 246L84 252H86L87 249H89ZM141 249H143V248H141ZM250 249H256V251L254 253V256H256L255 258L252 257L253 255L249 257V255H251V253L249 251ZM95 250L98 251V253L96 251L94 252L97 257L99 256V254L104 255L103 254L104 250L103 251H102V249L101 250L95 249ZM167 251L168 252H166V251L162 252L163 253V254L161 253L162 256H160L159 258L157 257L156 259H164V258L170 259V257L173 258L172 256L174 255L173 254L174 252L171 251V249H168ZM108 253H111V252H108L106 250V253H105V254H107L106 256L109 255L108 257L111 258L112 261L114 260L117 262H122V261H120L122 257L119 256L118 254H115V253L108 254ZM118 253L123 254L124 256L125 255L126 256L131 255L133 258L139 259L143 263L147 262V260H145L143 258V255L142 256H139L138 254L132 255V254L126 253V252H121V253L118 252ZM200 253L202 254L203 252H200ZM10 254L12 255V254H14V252L13 253H11V252L4 253V255H7L6 256L7 258H8V255H10ZM126 256H125V258H126ZM153 257H155V256L154 255L148 256V259L149 258L152 259ZM125 258L124 259L122 258L123 262H124ZM156 259H154V260H156ZM189 260H190V258L187 259V261H189ZM125 261H127V260H125ZM153 263L155 264V262H153ZM16 264H18V263H16Z\"/></svg>","mask_w":264,"mask_h":264},{"label":"flooded vegetation","instance_id":"af4514ba","mask_svg":"<svg viewBox=\"0 0 264 264\" xmlns=\"http://www.w3.org/2000/svg\"><path fill=\"white\" fill-rule=\"evenodd\" d=\"M137 142H139V144H138V148L137 149H135L136 151H137V153H139V155H135V158L139 161V163H146V162H151V161H155V159H153V158H155V157H153V156H155L154 155V150H155V147L153 146V144H152V142H154V141H146V140H137ZM154 147V148H153ZM149 148V149H148ZM151 148H153V149H151ZM122 149H124V154H129L130 153V151H128L126 148H122ZM140 149H141V152H140ZM105 150H106V147L104 148V149H102V152H105ZM128 152H127V151ZM125 151H126V153H125ZM141 153V154H140ZM127 154V155H128ZM141 160H140V159ZM99 165H101V166H105L106 167V165L105 164H101V163H99ZM129 169H131V168H129ZM131 170H135L134 168H132ZM136 171H138V172H142V173H146L145 171H143V170H141V168H137L136 169ZM135 174H137L138 176H137V178L136 179H134L133 178V181L134 182H128V184H129V186H132V184H135L136 183V186L135 187H132V190H130V191H132L133 193H135V194H138L139 193V195H142V194H144V187H148V186H150V185H148L147 183H144V182H140V180H139V176L141 175H143V174H139V173H137V172H128V173H121V175L124 177H132L133 175H135ZM140 176V177H141ZM143 176H145V175H143ZM145 177H148V176H145ZM127 179V178H126ZM138 179V180H137ZM135 180H137V181H135ZM144 183V184H143ZM143 184V185H142ZM138 186V187H137ZM137 187V188H136ZM142 187V188H141ZM149 188V187H148ZM136 189V190H135ZM141 189V190H140ZM139 191V192H138ZM150 196H152V195H150ZM148 194H147V196H145V199H143L141 196H140V198H141V200H142V203H143V205H144V202H146L147 201V203L149 204H152L153 203V199L150 197ZM138 196H136V198L134 199V200H136V201H133V199H131V197L129 196V195H127V197L126 198H122V199H124V201H122V202H124V207L123 206H117L118 207V210H117V208L116 207H112V206H105V204H103L104 206H101L100 207V210L102 211L103 209H106V210H103L102 212H100V220H99V222L100 223H102V224H100L98 221H97V223H99V226H101V225H103L105 222H106V219H105V217H106V213H105V211H109L107 208H112V209H114V210H116V211H118V212H120V213H122V214H124L125 215V217H127V215L125 214V212H121V208L120 207H122L123 208V211L125 210V211H130V212H132V215L133 216H130V217H127V219L125 218V217H122V218H125L128 222H129V224L130 225H134L135 223L136 224H139L140 226H142L143 224H148L149 226H143V227H146V229L147 230H150L151 232H146V231H137V230H134V229H132V230H130V227L128 226V224L126 225L125 223H124V225H123V222H120L119 224L120 225H118V227L119 228H117V230H116V235H114V236H109V234L107 235V233H103V234H101V236H99L100 238H101V242H99V248L100 249H102V248H104V251H103V249H102V251H103V253H106V250L107 251H109V252H111V253H115V254H118L119 256H121V255H123V254H119L118 252H126V253H130V254H138L139 256H142L143 255V258L145 259V260H147L148 259V256H151V255H154L155 256V258L153 257V259H156V257H160L162 254H161V252H157V251H155L154 250V248L151 246V244H153V243H155V241H157V240H155V235L157 234V233H155V228H154V223L155 222H153L154 220L152 219V217L151 216H146V210L147 209H150V207L151 208H155V207H157V206H138L137 205V203H141V200H138V199H140ZM132 201V202H131ZM139 201V202H138ZM135 202V203H134ZM146 204V203H145ZM118 205V204H117ZM126 207V208H125ZM102 208V209H101ZM105 214H104V213ZM104 214V215H103ZM145 214V215H144ZM136 215V216H135ZM143 215H144V217H143ZM135 216V217H134ZM140 216H142V217H140ZM104 217V218H103ZM147 217V218H146ZM141 218V219H140ZM102 219V220H101ZM142 222V223H141ZM153 224V225H152ZM126 225V226H125ZM98 226V227H99ZM122 226V227H121ZM125 226V227H124ZM156 226V225H155ZM129 227V228H128ZM122 228V229H121ZM119 229V230H118ZM139 233V234H138ZM120 237H119V236ZM146 237V238H145ZM109 239V240H107V239ZM117 238H118V240H117ZM120 238L124 241L123 242V245H121L120 247H118L116 244L115 245H113L112 243L116 240V242H114V243H117V242H119L120 241ZM124 238H126V239H124ZM135 238V239H134ZM103 239V240H102ZM147 240V241H146ZM155 240V241H154ZM140 242V244H136V242ZM103 242V243H102ZM107 242V243H106ZM144 242V243H143ZM147 242V243H146ZM102 243V244H101ZM106 243V244H105ZM127 244V246L125 247V245ZM142 244V245H141ZM143 244H144V246L147 244V246L148 247H150V249H147V248H145V247H143ZM149 244H150V246H149ZM103 245V246H102ZM113 245V246H112ZM136 245V246H135ZM140 245V246H139ZM102 246V247H101ZM106 247V249H105V247ZM129 246V247H128ZM135 246V247H134ZM108 247H112V249L110 248H108ZM132 247V248H131ZM140 247V248H139ZM98 248V249H99ZM122 248V249H121ZM133 248H136V250L137 251H134L133 252ZM141 248H143V249H141ZM119 249V250H118ZM132 250V251H131ZM141 251H142V253H141ZM144 251V252H143ZM110 253V254H111ZM158 261H160V262H158ZM162 261H163V263L164 264H178L176 261H172V260H169L168 258H164L163 260L162 259H156L154 262L157 264H163L162 263ZM174 262V263H173ZM176 262V263H175ZM144 264H145V262H144Z\"/></svg>","mask_w":264,"mask_h":264}]
</instances>
